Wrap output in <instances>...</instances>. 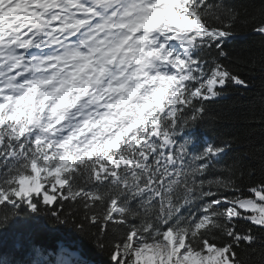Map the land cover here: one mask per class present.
Here are the masks:
<instances>
[{
    "label": "snow or ice",
    "instance_id": "snow-or-ice-1",
    "mask_svg": "<svg viewBox=\"0 0 264 264\" xmlns=\"http://www.w3.org/2000/svg\"><path fill=\"white\" fill-rule=\"evenodd\" d=\"M233 97L264 106V0H0V264H264Z\"/></svg>",
    "mask_w": 264,
    "mask_h": 264
},
{
    "label": "trees",
    "instance_id": "trees-1",
    "mask_svg": "<svg viewBox=\"0 0 264 264\" xmlns=\"http://www.w3.org/2000/svg\"><path fill=\"white\" fill-rule=\"evenodd\" d=\"M233 47L247 50L249 47L255 48V44L249 41L246 43H237ZM260 90L259 81H256L250 93L245 94L244 100L251 101L252 97ZM217 108L229 114L221 122L219 128L221 133L231 134L241 139L248 137L257 146L264 143V127L258 123L250 122L253 114L259 118L261 113L264 112V106L260 105L258 99L252 103H243L233 97L232 99L221 101ZM32 242H35L37 245H50L58 243L59 241L53 236L37 235L32 238ZM92 259L94 264H100L103 258L92 256Z\"/></svg>",
    "mask_w": 264,
    "mask_h": 264
}]
</instances>
